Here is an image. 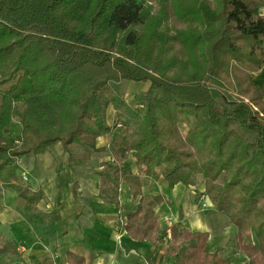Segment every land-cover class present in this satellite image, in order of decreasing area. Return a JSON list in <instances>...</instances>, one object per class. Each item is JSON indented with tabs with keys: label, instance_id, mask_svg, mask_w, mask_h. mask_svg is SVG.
<instances>
[{
	"label": "trees",
	"instance_id": "obj_1",
	"mask_svg": "<svg viewBox=\"0 0 264 264\" xmlns=\"http://www.w3.org/2000/svg\"><path fill=\"white\" fill-rule=\"evenodd\" d=\"M263 6L0 0V185L31 208L43 194L19 175L23 158L61 145L71 166L78 149L108 152L111 161L98 171L102 201L120 207L123 185L137 200L151 181L164 180L171 190L200 181L205 191L198 196L237 228L245 264H264V90L250 80L264 68ZM126 81L150 88L129 104L120 87ZM114 133L108 149L97 148L99 138ZM164 203L162 195L141 198L127 216V234L163 242L154 207ZM209 236L174 226L169 254L177 264H233L207 251ZM4 254L19 255L0 233Z\"/></svg>",
	"mask_w": 264,
	"mask_h": 264
},
{
	"label": "crops",
	"instance_id": "obj_2",
	"mask_svg": "<svg viewBox=\"0 0 264 264\" xmlns=\"http://www.w3.org/2000/svg\"><path fill=\"white\" fill-rule=\"evenodd\" d=\"M260 13L264 16V6ZM250 80L264 90V68L250 74ZM149 88L150 85L143 93ZM111 116L115 117L112 107L108 111L109 124ZM12 131L15 137L21 135L19 122L12 123ZM4 136L0 127V137ZM115 137L116 133L99 138L97 148L108 149ZM78 150L71 166L61 145L19 162L17 171L20 176L27 175V186L34 193L43 194L34 207H28L16 191L0 185V233L17 244L19 254L1 255L0 264H177L168 250L174 226L193 233H209L207 251L211 254L219 252L233 264L248 261L237 252V228L216 212L207 196H198L205 191L200 181L193 187L178 185L172 190L164 180L151 181L137 200L123 185L119 207L100 198L98 171L102 163L111 161L110 154L78 155ZM131 169L136 173L134 166ZM75 183L78 187L74 191ZM159 195L167 200L154 207L164 241L155 244L133 239L125 230L127 216L136 212L141 198L149 202ZM204 202L207 208L203 207Z\"/></svg>",
	"mask_w": 264,
	"mask_h": 264
},
{
	"label": "rangeland",
	"instance_id": "obj_3",
	"mask_svg": "<svg viewBox=\"0 0 264 264\" xmlns=\"http://www.w3.org/2000/svg\"><path fill=\"white\" fill-rule=\"evenodd\" d=\"M149 85H150L149 83L138 84V83H135V82H127L126 81V82L121 83L120 87H121L122 95L124 97H126V99L129 101L130 104H133V101L135 100L136 97L144 95L143 91L146 90V89H148V86ZM133 95H134V97H133ZM228 99H229V101H234L233 96H230ZM109 119H110L109 120L110 121V124L113 125L115 117L113 118L111 116V117H109ZM193 126H194V121H192V127ZM18 133L19 132H17V134ZM243 133L246 136H248V137H252L251 134H249V133H247L245 131H243ZM77 153H78V155H83L85 153L93 154V151H91L90 149H84V150H80V151L78 150ZM85 155H87V154H85ZM97 155H98V153H97ZM97 157H99V156H97ZM254 241L257 242L255 239H254ZM234 248L232 247V249H234ZM234 251H236V248L233 250V252Z\"/></svg>",
	"mask_w": 264,
	"mask_h": 264
},
{
	"label": "built area",
	"instance_id": "obj_4",
	"mask_svg": "<svg viewBox=\"0 0 264 264\" xmlns=\"http://www.w3.org/2000/svg\"><path fill=\"white\" fill-rule=\"evenodd\" d=\"M118 127L120 128L121 125H118ZM21 177H22V180H23L24 183H28V182H29V179H28V177H27L26 174H22ZM203 207H204V208H207V205L205 204V202L203 203Z\"/></svg>",
	"mask_w": 264,
	"mask_h": 264
}]
</instances>
